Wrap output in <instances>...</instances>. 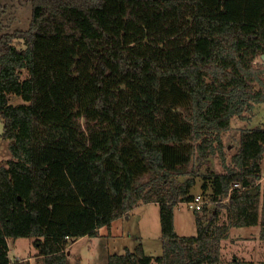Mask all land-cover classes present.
Listing matches in <instances>:
<instances>
[{
    "label": "trees",
    "instance_id": "1",
    "mask_svg": "<svg viewBox=\"0 0 264 264\" xmlns=\"http://www.w3.org/2000/svg\"><path fill=\"white\" fill-rule=\"evenodd\" d=\"M24 1L28 27L0 35V79L17 69L29 82L27 153L0 165V264H30L9 257L17 238H33L38 264H68L71 242L147 203L161 254L138 243L107 264H254L224 258L221 241L257 225L264 242V125L241 131L228 163L222 134L264 102V0ZM194 161L207 203L179 236Z\"/></svg>",
    "mask_w": 264,
    "mask_h": 264
},
{
    "label": "rangeland",
    "instance_id": "2",
    "mask_svg": "<svg viewBox=\"0 0 264 264\" xmlns=\"http://www.w3.org/2000/svg\"><path fill=\"white\" fill-rule=\"evenodd\" d=\"M30 20V5L24 0H0V35L15 29H26ZM21 46L19 41H14ZM262 58V59H261ZM257 57L256 63L264 61V57ZM28 72L14 69L7 77L0 79V106L4 116L10 121L12 136L3 138V117L0 115V165L10 158H23L27 153L28 123ZM264 125V102L254 104L250 111L241 117L230 120V128L222 134L227 163L230 156L237 150L239 136L242 130ZM196 185L191 192L202 199L201 205L207 203L201 192V175L204 165L197 166L194 161ZM209 169L214 172L224 170L216 156L208 158ZM261 173L264 175V156L261 163ZM263 177V176H262ZM185 178H180L183 181ZM209 191V190H208ZM154 204V203H153ZM152 203L139 204L127 215L111 222V226L102 227L100 235L95 238L82 237L71 242L67 248L68 264H107L108 254H123L126 249L141 243L146 255L155 257L161 254L160 224L158 206ZM194 210L187 203H179L174 209V228L179 236H193L196 233ZM225 212L221 211V218ZM258 226L230 227L228 236L221 241V251L224 258L232 256L243 257L259 264L264 260V242L258 238ZM110 232V236H106ZM10 246L9 257L35 258L37 253L33 246V238L8 239ZM33 264H38L34 259ZM154 264V263H153Z\"/></svg>",
    "mask_w": 264,
    "mask_h": 264
},
{
    "label": "built area",
    "instance_id": "3",
    "mask_svg": "<svg viewBox=\"0 0 264 264\" xmlns=\"http://www.w3.org/2000/svg\"><path fill=\"white\" fill-rule=\"evenodd\" d=\"M201 201L202 199L200 198V196H196L195 199L191 202H188L187 205L192 209L199 210L201 206Z\"/></svg>",
    "mask_w": 264,
    "mask_h": 264
},
{
    "label": "crops",
    "instance_id": "4",
    "mask_svg": "<svg viewBox=\"0 0 264 264\" xmlns=\"http://www.w3.org/2000/svg\"><path fill=\"white\" fill-rule=\"evenodd\" d=\"M153 204V203H152ZM153 205H156V204H153ZM111 226V225H110ZM99 235H100V233H99ZM106 236H110V232L108 233V234H106ZM8 247H9V251H8V255H9V253H10V246H9V244H8ZM11 258V257H10ZM23 257H13V258H11V259H13V260H15V259H22ZM25 259H28L29 260V262H30V264H33V262H34V259H36V257L34 258V259H31L30 257H24ZM94 264H95V262H94Z\"/></svg>",
    "mask_w": 264,
    "mask_h": 264
},
{
    "label": "water",
    "instance_id": "5",
    "mask_svg": "<svg viewBox=\"0 0 264 264\" xmlns=\"http://www.w3.org/2000/svg\"><path fill=\"white\" fill-rule=\"evenodd\" d=\"M262 57H264V55H262ZM67 254V253H66Z\"/></svg>",
    "mask_w": 264,
    "mask_h": 264
}]
</instances>
